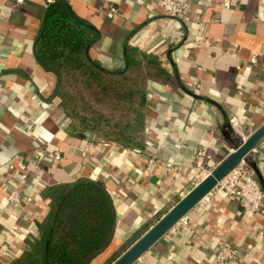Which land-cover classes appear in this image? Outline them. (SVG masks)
Returning a JSON list of instances; mask_svg holds the SVG:
<instances>
[{
	"label": "crops",
	"instance_id": "obj_1",
	"mask_svg": "<svg viewBox=\"0 0 264 264\" xmlns=\"http://www.w3.org/2000/svg\"><path fill=\"white\" fill-rule=\"evenodd\" d=\"M57 1L98 30L89 54L104 68L122 69L128 47L155 55L167 72V81L146 88L142 148L93 143L68 127L58 77L35 56L47 8ZM165 1L0 0V264L39 236L50 188L80 177L103 180L115 206L114 236L89 262L105 264L264 122V0H230L229 8L222 0H186L183 20L164 13ZM251 153L264 180V139ZM10 161L25 164L24 183L10 176ZM17 184L30 201L6 199ZM185 219L133 264H216L225 242L237 249L231 264H264V206L250 215L215 189Z\"/></svg>",
	"mask_w": 264,
	"mask_h": 264
},
{
	"label": "trees",
	"instance_id": "obj_2",
	"mask_svg": "<svg viewBox=\"0 0 264 264\" xmlns=\"http://www.w3.org/2000/svg\"><path fill=\"white\" fill-rule=\"evenodd\" d=\"M98 37V30L75 14L66 2L57 1L48 6L35 40V56L43 67L57 75L59 97L63 75L74 71L93 78L101 92L107 89L103 79L124 77L132 67L143 63L152 64L154 68L152 77L147 81L168 80V74L157 57L138 52L136 48L125 49V66L122 69L104 68L89 54L90 47ZM138 92L136 103L142 108L138 121L143 127L146 89ZM133 95L132 90L124 93L129 101ZM60 105L64 107L61 97ZM75 133L82 135V132ZM239 144L240 141L234 146ZM129 146L139 149L143 147V129L141 139L131 141ZM49 199V215L45 222L38 225L39 236L28 241L25 250L10 264H89L107 247L116 227L115 206L104 181L80 177L69 183L58 184L50 188ZM148 228L149 224L143 227L144 230ZM144 230L137 233V238ZM120 254L114 256L108 264Z\"/></svg>",
	"mask_w": 264,
	"mask_h": 264
},
{
	"label": "rangeland",
	"instance_id": "obj_3",
	"mask_svg": "<svg viewBox=\"0 0 264 264\" xmlns=\"http://www.w3.org/2000/svg\"><path fill=\"white\" fill-rule=\"evenodd\" d=\"M153 73V65L143 63L132 67L124 77H106L103 79L107 87L104 92L93 78L84 76L80 71L63 75L59 95L68 127L73 132L88 135L93 143L106 140L130 147L131 141L141 139L143 129L138 121V115L142 113V108L136 103L138 91L147 88V80ZM127 90L134 91L131 101L124 96ZM137 236L129 237L105 264L126 250Z\"/></svg>",
	"mask_w": 264,
	"mask_h": 264
},
{
	"label": "built area",
	"instance_id": "obj_4",
	"mask_svg": "<svg viewBox=\"0 0 264 264\" xmlns=\"http://www.w3.org/2000/svg\"><path fill=\"white\" fill-rule=\"evenodd\" d=\"M22 0H17L21 2ZM137 4H143L145 0H134ZM222 5L225 8H229L231 3L230 0H222ZM189 3L186 0H166L162 3V9L166 15L175 17L177 19H185L189 11ZM116 12L114 7H111L107 12L108 17H112ZM251 61L254 62L255 58L252 57ZM40 154V151H39ZM51 158L55 161L60 160L59 151H52L48 153ZM198 155L203 157L202 151H198ZM210 158V155H207ZM149 164L154 165L155 161L153 158L148 160ZM199 165L201 160H199ZM215 167V166H214ZM25 164L23 162H13L8 163V172L10 176L12 174L18 175V181L24 183L27 179V173L25 172ZM210 168L207 170V174L211 171ZM13 186L8 190L6 199L9 202L19 204L23 200L30 201L29 196L22 197L18 185ZM220 190L224 192L229 198L237 200L240 202L241 206L250 214L253 215L258 212L264 206V191L262 190L254 172L252 169L244 162H240L230 169L216 184L215 186L206 193L197 203L200 207H206L209 203L210 197L213 190ZM186 223L185 216H183L175 225L178 223ZM174 225V226H175ZM237 254V249L231 243L225 242L219 246L215 254V263L216 264H231V261Z\"/></svg>",
	"mask_w": 264,
	"mask_h": 264
},
{
	"label": "water",
	"instance_id": "obj_5",
	"mask_svg": "<svg viewBox=\"0 0 264 264\" xmlns=\"http://www.w3.org/2000/svg\"><path fill=\"white\" fill-rule=\"evenodd\" d=\"M264 139V122L246 139L233 148L205 177L182 196L166 213L152 224L111 264H133L156 241L166 234L215 184L235 165L244 161L254 172L262 190L264 180L257 163L252 158L253 149Z\"/></svg>",
	"mask_w": 264,
	"mask_h": 264
}]
</instances>
